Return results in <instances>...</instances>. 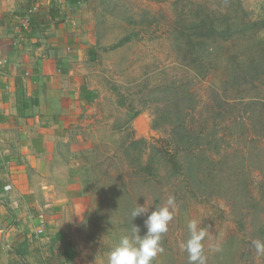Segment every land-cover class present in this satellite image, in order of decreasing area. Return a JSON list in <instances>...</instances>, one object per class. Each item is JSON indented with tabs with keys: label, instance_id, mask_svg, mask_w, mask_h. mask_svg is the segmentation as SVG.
Listing matches in <instances>:
<instances>
[{
	"label": "rangeland",
	"instance_id": "rangeland-1",
	"mask_svg": "<svg viewBox=\"0 0 264 264\" xmlns=\"http://www.w3.org/2000/svg\"><path fill=\"white\" fill-rule=\"evenodd\" d=\"M62 15L68 42L42 38L67 61L64 97L0 121V264H107L169 196L153 264H189L191 219L206 264H264V0H86Z\"/></svg>",
	"mask_w": 264,
	"mask_h": 264
},
{
	"label": "crops",
	"instance_id": "crops-1",
	"mask_svg": "<svg viewBox=\"0 0 264 264\" xmlns=\"http://www.w3.org/2000/svg\"><path fill=\"white\" fill-rule=\"evenodd\" d=\"M85 2L86 0H81L73 5L68 0H0V113L4 117L0 121L6 120L9 114H15V111L24 116L29 109L44 102L42 96L44 99L55 100L56 103L61 95L64 97L65 92L60 86H55L56 90H53V82L56 78L61 79V75L67 72V61L61 62L60 52H50V58L43 52V48L47 46L51 49L49 41L52 39H55L52 41L53 46L58 48L63 45L62 42H68L64 38V24L60 23L63 21L62 14L70 7H77ZM54 32L59 35L52 39L42 38ZM45 41L48 42L47 45H43ZM43 58L45 60L42 65ZM60 62L64 65L59 66ZM17 79L23 87L20 91V96L25 97L22 103L18 102ZM43 85L47 89L40 95ZM32 93L34 95L29 97ZM91 94L89 90L79 91L82 99ZM21 108L25 110L23 113ZM0 182L3 183L1 179Z\"/></svg>",
	"mask_w": 264,
	"mask_h": 264
},
{
	"label": "clouds",
	"instance_id": "clouds-1",
	"mask_svg": "<svg viewBox=\"0 0 264 264\" xmlns=\"http://www.w3.org/2000/svg\"><path fill=\"white\" fill-rule=\"evenodd\" d=\"M149 212V207L139 205L131 212L134 220ZM176 213L174 196H169L165 204L152 211L145 220L146 233L141 236V229L133 225V234L124 235L119 243L107 254V264H153L158 254L164 251L161 246L162 235L169 230L170 222ZM189 238L184 244L188 253L189 264H206L207 257L204 250V241L208 236V229L200 227V222L191 219L187 222ZM252 247L259 255H264V241H252Z\"/></svg>",
	"mask_w": 264,
	"mask_h": 264
},
{
	"label": "trees",
	"instance_id": "trees-1",
	"mask_svg": "<svg viewBox=\"0 0 264 264\" xmlns=\"http://www.w3.org/2000/svg\"><path fill=\"white\" fill-rule=\"evenodd\" d=\"M71 4L75 5L81 2V0H68ZM17 87H18V97H19V103L24 102L25 97L23 95L20 96V91L23 89L22 84L20 83V80L17 79ZM21 113H23L25 110L20 109ZM4 117L0 113V119H3ZM168 161L170 162L171 166L176 169L177 171L180 170V165L178 163L177 157L174 154H168L167 155ZM6 185L0 182V189L4 188ZM62 245H63V256L67 263H72L75 260V252L73 243L69 239H62ZM19 254H25L27 251L25 249H18ZM45 263V262H44Z\"/></svg>",
	"mask_w": 264,
	"mask_h": 264
}]
</instances>
